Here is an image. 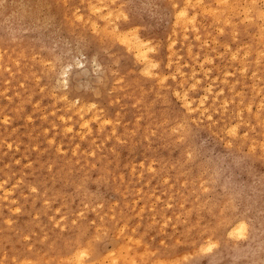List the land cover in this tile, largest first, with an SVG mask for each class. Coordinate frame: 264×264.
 <instances>
[{"label": "rangeland", "instance_id": "obj_1", "mask_svg": "<svg viewBox=\"0 0 264 264\" xmlns=\"http://www.w3.org/2000/svg\"><path fill=\"white\" fill-rule=\"evenodd\" d=\"M216 1L0 0V264H264V4Z\"/></svg>", "mask_w": 264, "mask_h": 264}, {"label": "bare ground", "instance_id": "obj_2", "mask_svg": "<svg viewBox=\"0 0 264 264\" xmlns=\"http://www.w3.org/2000/svg\"><path fill=\"white\" fill-rule=\"evenodd\" d=\"M185 1H186V0H185ZM217 1H218V0H217ZM217 1H216L215 3H217ZM220 1H222L221 4H223L224 1H223V0H220ZM242 1H243V0H242ZM250 1H252V0H250ZM193 2H194V0H193ZM260 2H261V1H260ZM262 2H263V4H264V0H263ZM225 3H226V1H225ZM225 3H224V5H225ZM232 3H233V2H232ZM186 4H187V3H186ZM195 4H196V2H195ZM243 4H244V3H243ZM248 4H250L249 1H248ZM251 4L254 5V3H251ZM196 5H197V4H196ZM229 7H230V6H229ZM207 8L209 9V7H207ZM236 8H237V7H236ZM243 8H244V7H243ZM243 8H242V9H243ZM100 9H101V8H100ZM180 9H181V8H180ZM237 9H238V8H237ZM237 9H235V10H236L237 13H238V10H239V9H238V10H237ZM245 9H246V8H245ZM247 9H248V8H247ZM250 9H251V8H250ZM91 10H92V9H91ZM93 10H94V9H93ZM178 10H179V9H178ZM205 10H207V9H205ZM205 10H204V12H206ZM213 10H214V9H211V11H213ZM216 10H217V9H215L214 11H216ZM231 10H233V9H231ZM248 10H249V9H248ZM261 10H262V9H261ZM261 10H259V11L261 12ZM220 11L223 12L222 9H221ZM220 11H219V12H220ZM257 11H258V10H257ZM263 11H264V9H263ZM263 11H262V12H263ZM177 12L180 13V16H181V17L185 15V11H184V10L177 11ZM244 12H247V11H244ZM175 13H176V12H175ZM207 13H208V11H207ZM176 14H177V13H176ZM211 14H212V13H211ZM214 14L216 15L217 13L214 12ZM221 14H222V13H221ZM263 14H264V13H263ZM263 14H262V15H263ZM101 15H103V14H101ZM107 15H108V14H107ZM120 16H121V14H120ZM231 16H232V15H231ZM233 16L235 17V15H233ZM233 16H232V17H233ZM257 16H258V15H257ZM257 16H256V17H257ZM176 17H177V16H176ZM191 17H192V16H191ZM107 18H108V17H107ZM107 18H106V19H107ZM177 18H178V17H177ZM187 18H188V17H187ZM263 18H264V17H263ZM219 19H220V18H219ZM225 19H226V16H225ZM228 19H229V18H228ZM228 19H226V20L228 21ZM241 19H242V18H241ZM259 19H260V18H259ZM178 20H179V19H178ZM181 20H182V19H181ZM191 20H192V19H191ZM216 20H218V17H217ZM246 20H247V19H246ZM194 21H195V20H194ZM219 21H220V20H219ZM219 21H218V22H219ZM227 21H224V23H225V22L227 23ZM179 22L182 23V21H179ZM183 22H186V18H185V21H183ZM175 23H176V22H175ZM226 23H225V24H226ZM229 23H230V21H229ZM232 24H233V23H232ZM235 24H236V23H235ZM91 25H92V24H91ZM181 25L183 26V24H181ZM191 26H192V24H191ZM175 27H176V26H175ZM184 27H185V26H184ZM217 28H218V27H217ZM260 28H262V27L260 26ZM129 29H130V28H129ZM183 29H184V28H183ZM218 29H220V27H219ZM263 29H264V28H263ZM131 30H132V29H131ZM193 30H194V29H193ZM221 30H222V28H221ZM91 31H92V30H91ZM103 32H104V31H103ZM116 32H117V30H116ZM262 32H264V31H262ZM117 33H118V32H117ZM130 33H133V31H131ZM130 33H129V34H130ZM233 33H234V32H233ZM175 34H176V33H175ZM110 35H112V33H111ZM206 35H207V34H206ZM206 35H205V36H206ZM130 36H132V35L130 34ZM130 36H129V37H130ZM133 36H134V34H133ZM183 36H184V34L182 35V37H183ZM126 37H128V36L126 35ZM196 37H197V36H196ZM261 37H262V36H261ZM120 38H121V37H120ZM192 38H193V37H192ZM100 39H101V38H100ZM115 39H116V38H115ZM123 39H124V38H123ZM127 39H128V38H127ZM135 39H136L137 41H135V46H134V48H136L137 55H139V58L141 59V61L143 62V64L145 65L146 68H147V67H153V66H154V65H153L154 63H153L152 60L149 58V56H148L145 52H144V53L141 52V51H143V50L141 49V48H142V47H141L142 44H144L145 41H148V39L145 38L146 40H143V39L139 38V36H137V35L135 36ZM260 40H261V38H260ZM126 41H127V40H126ZM130 41H131V40H130ZM206 41H207V40H206ZM212 41H213V40H212ZM118 43H119V42H118ZM124 43H125V41H124ZM168 43H169V42H168ZM170 43H171V42H170ZM170 43H169V44H170ZM175 43H176V42H175ZM205 43H206V42H204V44H205ZM213 43H214V42H213ZM126 44H127V43H126ZM263 45H264V44H263ZM246 46H247V45H246ZM246 46H245V47H246ZM148 47H150V46H148ZM153 47H154V46H153ZM167 47H168V45H167ZM146 48H147V47H146ZM146 48H145V50H146ZM148 49H149V48H148ZM126 50H127V49H126ZM168 50H169V49H168ZM169 51H170V50H169ZM152 52H153V51H152ZM173 52H174V51H173ZM175 52H176V51H175ZM245 53H246V52H245ZM241 55H242V54H241ZM245 55H247V53H246ZM247 56H248V55H247ZM241 58H242V57H241ZM247 58L249 59V57H247ZM137 59H138V58H137ZM170 59H171V57H170ZM255 60H256V59H255ZM257 62H258V61H257ZM167 63H168V61H167ZM262 64L264 65V63H262ZM135 65H136V64H135ZM256 65H257V64H256ZM256 65H255V66H256ZM241 68H242V67H241ZM254 68H255V67H254ZM139 69H140V68H139ZM241 70H242V69H241ZM241 70H240V71H241ZM141 71H143V70H141ZM233 72H234V71H233ZM237 72H238V71H237ZM151 74H152V73H151ZM161 78H162V77H161ZM243 78H244V77H243ZM159 79H160V78H159ZM259 79H260V78H259ZM214 80H215V79H214ZM221 81H222V80H221ZM258 81H261V80H258ZM184 82H185V81H184ZM224 82H226V81H224ZM195 83H196V82H195ZM190 86H191V85H190ZM232 88H233V87H232ZM232 88H230V90H231ZM261 88H262V87H261ZM184 90H185V89H184ZM220 90H221V89H220ZM231 91H232V90H231ZM240 91H241V90H240ZM184 92H185V91H183V93H184ZM229 92H230V91H229ZM240 96H241V94H240ZM262 97H263V95H262ZM263 99H264V98H263ZM184 101H186L185 103L188 104L187 100H184ZM199 102H200V101H199ZM257 103H258V102H257ZM239 104H240V103H239ZM246 105H247V104H246ZM259 105H260V104H259ZM220 106H221V105H220ZM237 106H238V105H237ZM258 107H259V106H258ZM258 107H257V108H258ZM87 108H88V106H87ZM203 109H205V108H203ZM247 109H249V108H247ZM248 111H249V110H248ZM200 112H201V111H200ZM254 117H255V116H254ZM93 118H94V117H93ZM257 122H258V121H257ZM263 122H264V121H263ZM245 124H246V123H245ZM230 130H231V129H230ZM234 131H235V130H234ZM263 144H264V142H263ZM261 153H262V152H261ZM238 224H239V226H240L239 230H240V231L244 230V224H243L242 222H239ZM234 226H236V225H234ZM236 228H237V227H236ZM237 229H238V228H237ZM232 231H233V229H232ZM239 233H240V232H239ZM209 243H210V242H209ZM206 245H207V244H206ZM206 245H205V246H206ZM210 245H212V244H210ZM67 247H68V246H67ZM200 247H202V246H200ZM206 247H207V246H206ZM68 248H69V247H68ZM207 249H210V246H208ZM60 251H61V250H60ZM76 251H77V250H76ZM78 251H79V250H78ZM78 251H77V252H78ZM80 251H82V249H81ZM80 251H79V252H80ZM74 252H75V251H74ZM79 252H78V255L80 254ZM86 252H87V251H86ZM110 252H111V251H110ZM110 252H109V253H110ZM118 252H119V251H118ZM83 253H84V252H83ZM83 253L81 252L82 255H83ZM151 253H152V252H151ZM74 254H75V253H74ZM74 254H73V255H74ZM89 254H90V253H89ZM76 255H77V254H76ZM105 255H106V254H105ZM115 256L118 257V255H115ZM115 256H114V257H115ZM73 257H75V256H73ZM79 257H80V256H79ZM71 258H72V257H71ZM103 258L105 259V257H103ZM108 258H109L110 260H111V259L113 260V257H112V258H110V256L106 257V259H108ZM121 258H122V256H121ZM121 258H120V255H119L117 261H118L119 259H121ZM72 259H73V258H72ZM77 259H78V256H77ZM104 259H103V261H104ZM109 259H108V260H109ZM115 259H116V257H115ZM67 260H68V259H67ZM67 260H66V261H67ZM51 261H52V260H51ZM75 261H76V260H75ZM77 261H78V260H77ZM67 262H68V261H67ZM71 262L73 263L74 261H71ZM114 262H115V261H114ZM95 263H96V262H95ZM97 263H98V262H97ZM97 263H96V264H97ZM109 263H110V262H108V264H109ZM118 263H120V262H118ZM155 263L157 264V262H155ZM74 264H75V263H74ZM76 264H78V263H76ZM82 264H83V263H82ZM92 264H93V263H92Z\"/></svg>", "mask_w": 264, "mask_h": 264}]
</instances>
